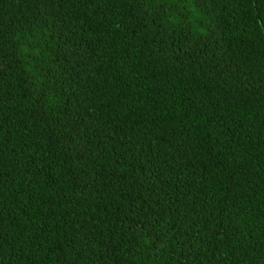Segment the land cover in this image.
Returning <instances> with one entry per match:
<instances>
[{
    "label": "trees",
    "instance_id": "1",
    "mask_svg": "<svg viewBox=\"0 0 264 264\" xmlns=\"http://www.w3.org/2000/svg\"><path fill=\"white\" fill-rule=\"evenodd\" d=\"M0 264H264V0H0Z\"/></svg>",
    "mask_w": 264,
    "mask_h": 264
}]
</instances>
